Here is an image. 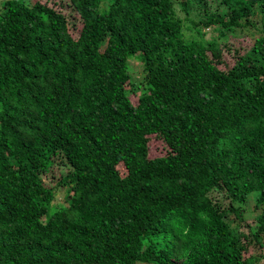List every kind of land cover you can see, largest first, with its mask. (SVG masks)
I'll use <instances>...</instances> for the list:
<instances>
[{
  "label": "trees",
  "instance_id": "16d2710c",
  "mask_svg": "<svg viewBox=\"0 0 264 264\" xmlns=\"http://www.w3.org/2000/svg\"><path fill=\"white\" fill-rule=\"evenodd\" d=\"M263 243L264 0H0V264Z\"/></svg>",
  "mask_w": 264,
  "mask_h": 264
},
{
  "label": "rangeland",
  "instance_id": "374dc122",
  "mask_svg": "<svg viewBox=\"0 0 264 264\" xmlns=\"http://www.w3.org/2000/svg\"><path fill=\"white\" fill-rule=\"evenodd\" d=\"M219 9L222 12H225L224 8L221 7ZM181 15H182V17L186 16L185 13H181ZM187 18H190L192 21L197 22L199 17H198V15L196 13H194V11H192V12H190L188 14ZM201 29H202L203 34H204V39H210L212 36L216 35V31L213 30L210 27L201 28ZM131 63H133L135 66L138 64L137 61H132ZM219 199L222 200L221 196L219 197ZM252 207H253V203L250 204V208L249 209H251ZM254 223H255L254 217L251 214H249L248 216H246L244 222L242 223L243 224V226H241L242 231L243 232H247L248 228L246 227V224H250L251 225V224H254ZM253 254H257L259 256V259L254 260V262H256V264H264V243H263V246H261V247H259V245H257L256 251L253 252Z\"/></svg>",
  "mask_w": 264,
  "mask_h": 264
}]
</instances>
